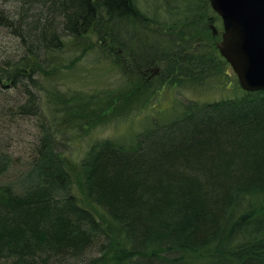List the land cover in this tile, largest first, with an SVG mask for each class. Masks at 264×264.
I'll use <instances>...</instances> for the list:
<instances>
[{"label":"trees","instance_id":"1","mask_svg":"<svg viewBox=\"0 0 264 264\" xmlns=\"http://www.w3.org/2000/svg\"><path fill=\"white\" fill-rule=\"evenodd\" d=\"M214 14L209 0H0V120L34 129L24 158L0 132V264H264V91L158 99L141 130L67 153L163 87L227 75ZM88 60L116 69L115 90L60 83Z\"/></svg>","mask_w":264,"mask_h":264},{"label":"rangeland","instance_id":"2","mask_svg":"<svg viewBox=\"0 0 264 264\" xmlns=\"http://www.w3.org/2000/svg\"><path fill=\"white\" fill-rule=\"evenodd\" d=\"M146 9L149 10L147 7ZM146 9H144V11H146ZM214 16L215 21L212 23L213 27L215 28L216 32H222L223 28L221 20L216 13ZM219 38L216 37L215 44L217 41H219ZM157 72V68L151 69L150 75L156 74ZM225 73H227V75L225 74L221 78L218 77V75H216L217 77L215 76L213 79L209 78L207 83L199 86V88H192L191 85L179 86L176 88L163 87L162 96L151 99L150 105L145 107L143 110L141 107H139V105H132L128 111V114L121 113V116H118V118L112 117L110 118V122L107 124V126L104 125L105 127L95 130V132L92 134L87 135L82 139H76V141L73 143L71 142L67 151L68 155L76 157L83 155L92 139H120L124 135H131L132 133L141 130L146 119L151 118L156 114V109L163 110L164 108H171V106L176 107L180 102L184 103L187 101H216L232 95L233 91H230L229 88L235 87L237 82L236 77L231 67L229 69L227 68ZM149 77L150 76H148L146 80H148ZM120 81L121 80L116 69L111 68L107 62L102 61L99 63L95 60H88L82 61L74 71L66 72V75L62 76L61 82L60 80L57 82H60L65 88H68L69 90L98 91V89H107L110 91L115 90L118 86L117 84ZM10 96H12L13 99L15 98L12 93ZM158 99H163L164 103L163 101L158 102ZM157 102L158 105H156V109H152ZM132 116H135L134 119L131 118ZM105 120L106 119L104 117L103 121ZM31 121L33 122L32 119ZM4 123L7 125L6 121L0 120V124H2V126ZM30 123L31 122L28 121H17V123L13 124L15 126H10L7 128L5 125L3 126L4 129L0 128V132L11 135V142L7 145L12 146L11 150L14 152L15 157L20 155L24 158L26 155L25 151L27 143L32 140V134L34 133V129ZM9 175H11V177H9V179L6 181H13L16 179L14 177V171L10 172Z\"/></svg>","mask_w":264,"mask_h":264},{"label":"water","instance_id":"3","mask_svg":"<svg viewBox=\"0 0 264 264\" xmlns=\"http://www.w3.org/2000/svg\"><path fill=\"white\" fill-rule=\"evenodd\" d=\"M209 1L223 28L219 54L242 90L264 91V0Z\"/></svg>","mask_w":264,"mask_h":264},{"label":"flooded vegetation","instance_id":"4","mask_svg":"<svg viewBox=\"0 0 264 264\" xmlns=\"http://www.w3.org/2000/svg\"><path fill=\"white\" fill-rule=\"evenodd\" d=\"M211 26H213V24H210V29H211ZM211 31H212L213 36H215V37H217V38L220 37V38H219V41H220L222 32H219V31H217V32H213L212 29H211ZM219 41L216 42L215 46L217 45V43H218Z\"/></svg>","mask_w":264,"mask_h":264}]
</instances>
